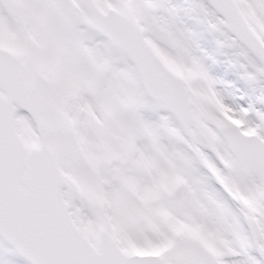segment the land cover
Here are the masks:
<instances>
[{
    "label": "snow or ice",
    "instance_id": "1",
    "mask_svg": "<svg viewBox=\"0 0 264 264\" xmlns=\"http://www.w3.org/2000/svg\"><path fill=\"white\" fill-rule=\"evenodd\" d=\"M0 264H264V0H0Z\"/></svg>",
    "mask_w": 264,
    "mask_h": 264
}]
</instances>
